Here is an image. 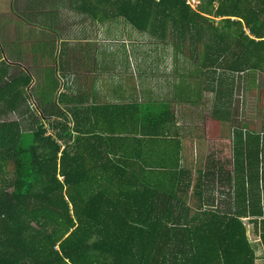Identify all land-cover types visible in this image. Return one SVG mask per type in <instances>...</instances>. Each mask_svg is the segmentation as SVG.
<instances>
[{
	"label": "trees",
	"instance_id": "trees-1",
	"mask_svg": "<svg viewBox=\"0 0 264 264\" xmlns=\"http://www.w3.org/2000/svg\"><path fill=\"white\" fill-rule=\"evenodd\" d=\"M68 4L95 22L123 18L192 60L231 138L223 156L174 162L168 105L72 101L55 67L11 63L0 41V264H256L247 224L264 240V98L257 127L234 100L264 74V0ZM136 108L139 138L123 123Z\"/></svg>",
	"mask_w": 264,
	"mask_h": 264
},
{
	"label": "crops",
	"instance_id": "crops-1",
	"mask_svg": "<svg viewBox=\"0 0 264 264\" xmlns=\"http://www.w3.org/2000/svg\"><path fill=\"white\" fill-rule=\"evenodd\" d=\"M16 1L24 13H18ZM0 33L9 62L41 71L55 67L61 78L59 93L69 95L72 101L137 104L159 110L168 105L175 121L169 139L181 147L180 155L176 147L173 150L174 162L179 157V163L194 164L214 149L219 153L230 141L217 128L224 121L212 117V93L204 88L199 71H193L192 60L153 34L138 32L123 18L95 22L69 8L68 0H13L0 7ZM117 39L122 44H111ZM43 79L44 72L39 75V81ZM140 112L145 110L123 113L128 129L135 124L137 138L141 137ZM143 130L160 131L154 125ZM212 141L215 147H211ZM247 234L254 262L264 264L261 233L249 223Z\"/></svg>",
	"mask_w": 264,
	"mask_h": 264
},
{
	"label": "rangeland",
	"instance_id": "rangeland-1",
	"mask_svg": "<svg viewBox=\"0 0 264 264\" xmlns=\"http://www.w3.org/2000/svg\"><path fill=\"white\" fill-rule=\"evenodd\" d=\"M10 1L13 2V0H0V7L5 8L10 3ZM191 2H193L194 5H196L198 3V0H191ZM14 4L19 14L24 13L22 9L18 8L17 1L14 2ZM123 34H125V32H123ZM0 35L1 37L4 36L2 33H0ZM100 38H105V37H100ZM161 41L164 42L163 40ZM105 42L107 44H110L109 40ZM119 42H120V39H117L111 44H114V45L122 44L121 43L122 41L120 43ZM244 95L246 98H243ZM235 96L236 98L234 100V105L236 106V111L240 112L239 115L242 116L244 121L247 120L248 123L251 124V126H254V127L259 126V123L261 122L259 118H260V111L262 108L261 106L262 98H264V74L259 71H255L251 73L249 76V82H248V86L246 90L244 89L237 90ZM235 106H234V109H235ZM234 114H235V111H234ZM18 117L19 116L15 113V114H11L8 118L13 120ZM28 123H30V121L22 122V126L24 130H30L32 128V124H28ZM217 128L219 129V131L222 132V135H224L225 139L231 138V130H230L231 125L228 122L222 123V126L217 125ZM210 145L211 147H215V144L213 143V141L210 143ZM226 146L227 144L224 143V147L220 151H218L219 153L222 151V153H220L221 156L224 155ZM212 153L213 154L216 153L215 149L213 150Z\"/></svg>",
	"mask_w": 264,
	"mask_h": 264
},
{
	"label": "built area",
	"instance_id": "built-area-1",
	"mask_svg": "<svg viewBox=\"0 0 264 264\" xmlns=\"http://www.w3.org/2000/svg\"><path fill=\"white\" fill-rule=\"evenodd\" d=\"M188 3L194 4L193 2H191V0H187Z\"/></svg>",
	"mask_w": 264,
	"mask_h": 264
}]
</instances>
